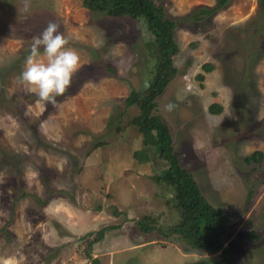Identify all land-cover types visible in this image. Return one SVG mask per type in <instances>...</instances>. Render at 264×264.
<instances>
[{
  "label": "rangeland",
  "instance_id": "obj_1",
  "mask_svg": "<svg viewBox=\"0 0 264 264\" xmlns=\"http://www.w3.org/2000/svg\"><path fill=\"white\" fill-rule=\"evenodd\" d=\"M151 1L176 22L179 49L177 73L153 114L202 196L229 217L223 243L234 261L264 264L263 0H229L211 16L199 10L218 0ZM49 21L80 57L55 105L19 80ZM151 45L143 22L81 0H0V264H221L218 254L137 226L148 218L166 230L180 219L171 187L153 179L168 164L151 134L144 144L130 126L139 108L125 104L153 77ZM213 103L220 114L208 112ZM254 151L262 161L246 163ZM108 226L116 229L104 231L88 257L89 238Z\"/></svg>",
  "mask_w": 264,
  "mask_h": 264
},
{
  "label": "trees",
  "instance_id": "obj_2",
  "mask_svg": "<svg viewBox=\"0 0 264 264\" xmlns=\"http://www.w3.org/2000/svg\"><path fill=\"white\" fill-rule=\"evenodd\" d=\"M229 0H218L212 8H202L199 13L203 16H211L227 5ZM260 1V0H259ZM83 7L92 11L102 12L110 17H129L144 23L151 36L152 56L154 58V71L148 86L136 91L132 89L125 99L127 107L136 105L139 115L130 122V126H136L139 132L145 136L151 134L154 141L153 149L159 160H163L168 167L159 175L154 176V181L171 187L173 201L180 214L179 221L167 228L160 230L151 225L148 218L137 223L141 233H150L152 230L164 238L176 236L190 249H198L208 254H218L221 264H237L233 253L224 247L223 237L229 224V217L222 209L211 206L202 196L200 189L191 173L180 166L177 156L174 154L173 141L169 129L159 116L153 114L156 108V99L163 93L169 81L176 75L177 69L173 67L172 56L178 52V46L174 40L176 22L168 17L161 6H157L151 0H81ZM264 7V0L261 2ZM260 6V7H261ZM264 12V9L260 10ZM214 66L210 63L202 65L204 72L209 73ZM203 80V74L196 76ZM223 107L213 103L208 107V112L218 115ZM103 143H101L102 145ZM147 144V143H146ZM146 159L141 151L135 153ZM144 155V156H143ZM263 159L261 151H254L245 158L246 163L252 161L259 163ZM116 229L108 226L95 232L94 237L87 243L86 255L89 257V247L102 240L104 231ZM247 236L252 241H258L259 237L254 232H248Z\"/></svg>",
  "mask_w": 264,
  "mask_h": 264
},
{
  "label": "clouds",
  "instance_id": "obj_3",
  "mask_svg": "<svg viewBox=\"0 0 264 264\" xmlns=\"http://www.w3.org/2000/svg\"><path fill=\"white\" fill-rule=\"evenodd\" d=\"M67 44L68 37L59 31V25L49 21L30 45L19 80L45 103H58L56 98L71 86L73 74L80 67L78 52Z\"/></svg>",
  "mask_w": 264,
  "mask_h": 264
}]
</instances>
